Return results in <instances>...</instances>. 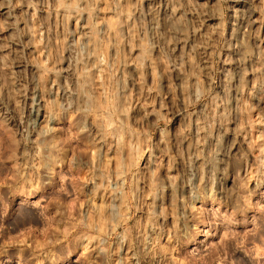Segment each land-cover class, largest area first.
Wrapping results in <instances>:
<instances>
[{"label":"rangeland","instance_id":"374dc122","mask_svg":"<svg viewBox=\"0 0 264 264\" xmlns=\"http://www.w3.org/2000/svg\"><path fill=\"white\" fill-rule=\"evenodd\" d=\"M0 264H264V0H0Z\"/></svg>","mask_w":264,"mask_h":264}]
</instances>
